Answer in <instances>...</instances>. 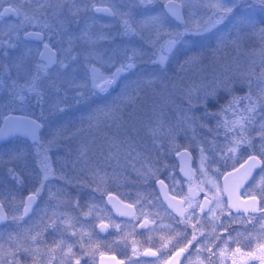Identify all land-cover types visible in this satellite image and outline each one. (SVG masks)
<instances>
[{
	"label": "rangeland",
	"instance_id": "1",
	"mask_svg": "<svg viewBox=\"0 0 264 264\" xmlns=\"http://www.w3.org/2000/svg\"><path fill=\"white\" fill-rule=\"evenodd\" d=\"M209 2L211 0H182L186 25L174 23L167 18L166 24L169 30L183 31L185 26L193 27L197 21L202 23L211 13V9L206 7ZM16 3L19 6L20 0ZM101 3H106L109 7L119 11L131 9L136 21L162 11L160 0H153V3L147 5H139L135 3V0H103ZM24 4L23 7H30L29 3ZM250 7L252 11L244 14H250L256 21L254 6ZM87 18L89 19L86 24L94 27L99 40L91 45L82 44L83 46H80L79 43L85 39L81 34L87 33V29L83 22L77 21L70 32L71 37H73L71 54L58 53V58L64 60L66 67L59 69V65H55L49 78L42 82L43 103L45 104L42 113L52 112V114L48 117L40 137L47 141L55 130L61 129L56 144L51 147V166L56 175L45 182V187L37 198L36 206L30 217L21 221L19 226L17 224L6 225L4 237L0 235V245L3 246L0 248V259L3 260V264H10L13 260L12 256L6 254L10 248H15V244L9 241V234L20 233L33 225L37 226L36 231L44 229V225L48 223L54 211L71 216L72 226L63 224L64 217L61 216L57 220L55 228H47L43 231V239L38 242L43 249L38 255V264H48L50 255L55 256L52 264H61L63 251H57L54 254L48 253V249L53 247L54 242L61 239L66 241V244L74 245L73 251L78 257H81L80 264H95L99 247L94 228L99 217L96 206L100 190L105 191L111 188L121 198L126 199L128 197V191L125 187L127 175L120 171L111 173L106 169L102 170L106 161L112 158L118 164L129 162L134 168H147L146 173L153 175L158 165L153 156L150 155L148 143H158L161 141V137H165L163 141L167 143L165 147L170 152L182 146L180 145V137L183 136L184 147H189L190 140H192L189 137L191 132H197V135L206 134L205 131L198 133V127H207L208 124L216 123V120H225L227 116L224 117L223 115L226 114L229 115L227 120L231 121L234 118L231 112L223 115H205L206 112L219 113L221 106L228 102V97L239 96L241 92L238 93V90L243 87L249 89V81H251L253 95H256L264 87V81L259 79L261 70L264 69V43L261 42L259 36L243 33L237 39L232 20L229 18L210 31L197 35L184 33L181 41L176 45L174 53L163 66V72L161 66L152 64L150 60L153 58L146 55L143 61L138 64V68L132 69L120 81L116 91L106 94L97 92L95 95L90 91L81 97L68 95L70 90L76 89L69 84V80H73L75 84L86 83L87 88L91 87L88 72L90 63H96L101 71H105L106 65L102 67L104 62L114 55L119 59V54L125 49L143 48L146 52H151V48L145 44L141 36L122 34L118 17L87 16ZM58 19L65 18L59 17L56 21ZM3 23L10 25L7 21L0 22V25ZM90 26L87 28L89 29ZM65 29L66 27H64ZM150 31L151 29L148 28L143 29V37L148 38ZM247 31L250 32L251 30ZM222 35L226 36L224 44L218 50L213 51L217 47L218 37ZM102 36L106 38L101 39ZM234 39L236 42L230 43ZM66 48H68V44L60 45L55 49ZM27 49H32V47L28 44H22L17 49L14 63L20 53ZM189 53H200L202 59L198 63L187 64L183 69H180L178 65ZM72 56L76 58L72 59ZM93 57L96 59L93 60ZM31 58L32 55L28 60ZM58 69L63 74L60 79L56 77ZM15 71L17 72L16 68ZM23 77L20 78L23 79ZM138 77L153 82L141 84L135 102L121 106V110L116 113L118 119H106L99 114L93 120L88 119V116L94 114L96 109L111 105L121 93L123 85L129 81L137 80ZM52 80H56L57 86L60 88L59 92L56 91L55 87H50ZM135 87L136 85L133 84L132 88ZM229 88L231 92L228 91ZM208 93H213V95H207ZM219 93H226L228 96H225L224 102L213 103L212 111L206 110V103L216 99ZM189 99H191V106ZM57 101L59 104L54 110L53 105L57 104ZM228 146H230L229 142L221 149ZM10 152L22 153V158L10 160L11 153L6 159L0 155L1 194L3 193L2 186L5 187L2 173L4 161L24 167H28L29 163L23 148H11ZM198 153L201 154L200 151ZM219 166V162L214 165V167ZM199 167L201 168V164ZM206 168L207 165L205 164V170ZM36 170V175L32 181L33 188L38 185L41 175L38 164ZM59 177H64V179ZM4 182L6 183L5 180ZM50 193L57 194L59 200L52 199ZM16 197L18 196L16 195ZM89 207H92L91 214L84 215L89 211ZM7 210L8 215L14 213L12 201L6 208ZM122 226L126 232L128 223L124 222ZM72 232H76L77 235L73 236ZM21 243L24 247L36 246L28 240ZM120 243H122L121 240H118V250L123 248L120 247ZM17 257L20 264H34L32 254L21 251L17 253ZM75 258H72L70 264H74ZM124 264L140 263L127 261ZM144 264H154V262Z\"/></svg>",
	"mask_w": 264,
	"mask_h": 264
},
{
	"label": "flooded vegetation",
	"instance_id": "2",
	"mask_svg": "<svg viewBox=\"0 0 264 264\" xmlns=\"http://www.w3.org/2000/svg\"><path fill=\"white\" fill-rule=\"evenodd\" d=\"M12 1L15 2L13 3ZM18 1L19 0H0V11H3L4 8L9 6H18L16 3ZM27 3L28 2H25L24 5ZM29 5L30 7H23L22 10L32 14L36 7L35 0H32ZM249 5L254 6V14L257 23H264V7L256 4L255 0H239V6L235 10L236 13L239 14L252 11ZM80 6L83 7V2H81ZM97 6L109 7L106 3H101L100 0H97ZM46 11L48 14V22L56 28L58 26L56 21L57 18H53L51 16L52 9H47ZM87 16L108 17L111 15L102 12H95V10L89 6L87 10L81 11L77 17L73 18L68 13L65 6L64 14L61 17H64L66 20V29L64 31H59L57 34L50 37L52 46L56 48L60 45H67L69 35L71 34L70 32L73 30V26L77 21L85 24L88 34V36L85 37L79 45L83 46L96 43L99 40V37L98 34H95L97 31L94 27L86 24V21L89 19ZM22 19L23 16L18 17L11 13L0 18V22L7 21L10 23V25L6 23H3V26L0 25V40L8 39L9 27L11 25L19 24ZM41 19L43 20L44 17L41 16ZM68 21L71 22L69 23ZM87 26H90L89 29ZM38 30L39 29L33 25L25 24L19 31L20 39L14 41L17 45L15 48H6L3 44H0V155L6 159L11 153V148L17 149V147H19L24 149L25 156L29 160L28 167L17 165L16 163L12 164L6 161L3 163L2 173L3 184L5 187L2 186L3 193H0V200L4 201L6 208L12 201L13 195H17V199H20L23 196H26L30 190L34 189L32 187V181L36 175L35 171H37L36 169L38 163L36 158V149L31 136L28 134V125L22 122L21 116L31 118L40 123L42 127L37 132V135L41 136L46 125V121L52 114V112H46L45 114L42 113L43 106H45V104L38 102L35 93H29L27 90L20 91L19 87L15 90L11 89V82L13 79L17 81V85L19 86L23 85L25 80L29 78L23 70L20 72L19 76H17L15 67H12L15 57L17 56V49L22 44H28L32 47V58L26 62V67L31 69V66L35 63L33 58V55H36L35 49L37 47L42 48L41 42L31 38H25L24 32ZM45 35H47V30H45ZM5 51L8 53L7 56L4 54ZM54 67L55 66H53V68ZM127 75L122 77L125 78ZM21 76H24L23 79L20 78ZM119 83L115 87L109 89L108 92L116 91ZM90 89L91 87L72 89L69 91L68 95H75L77 91H82L85 95L90 92ZM248 91L249 89L247 90L244 87L239 89L238 93L241 92L239 96H243ZM108 92H104V94ZM98 93L101 94V92ZM20 96H23V99H20ZM225 96H228V94L219 93L216 99L214 98L212 102L209 100L210 103L209 101L206 103V110H213V103L216 104L219 101L224 102L226 99ZM230 99L231 98L229 97L227 98L228 101ZM247 103L249 102L241 101V103L237 106V109L243 108ZM262 115L263 113L258 115L256 120L253 122V125L248 129V135L254 138V144L257 152L259 151L260 140L256 137V131H258V125L261 120H264V116L262 117ZM223 116H227V119L229 117L227 114ZM218 121H222V119L216 120V123L213 124L210 121L211 125L208 124L207 127H198V133L205 131L206 136L202 133L201 135H197V132H191L189 135L193 141L190 140L191 144H189V147L185 148H187L191 154V161L187 170V172L190 171L192 174L191 181L187 175L181 174L178 171V163L173 158L174 152L178 148L184 146L177 147L173 151L164 153V158L162 159L154 158L158 168L154 171L155 173L153 175L146 173L148 170L147 168L137 169L132 167L129 162H120L118 164V162L116 160H112V158L109 159V161H106L102 170L106 169V171L111 173H117V171H120L127 175L125 187L128 191V197H126V199L121 198L116 192L112 191L111 188H108L105 191L100 190L96 206L99 217L94 228L96 233V242L99 247L97 256L101 253H113L123 260V264L127 261H135L140 264L147 262H154V264H166V261L172 256V254L187 244L193 234L191 225L195 224L196 220H191L188 225L178 223L181 219L180 215L177 211H174L173 208L169 207L161 200L156 189L155 182L157 180H161L167 186V192L177 199V203L175 204L177 209L187 207L186 203L181 204L180 202L183 201L186 195H189L190 187L193 192H195V200L198 202H203L206 195L211 197L212 194L216 192V188L212 186L213 183L218 185L221 189V199L224 204V211L223 214H221L219 209L216 210V215L219 216L220 219L216 222L215 226L216 234L219 235L221 239L216 240L215 236L208 235V233L212 231V223H210L211 217L207 213V210L203 213H201L198 208L195 210V215L200 219V226H202L203 231V235H198L197 237L199 243L203 245L205 240H207V242L211 244L213 240H216V243L213 245L215 255L211 259H209V252L207 249L200 253V260L203 261V264H234V260L235 264H261L260 259L255 257L261 255L260 246L264 245V229L261 228V226L264 225V215H261L260 213H245L243 205L247 200L245 191H248L249 194L252 193L253 189H255L256 193L260 192V188L256 187V185L262 173H264V169L257 168L253 170L252 176L249 177L248 180L244 181V186L238 190H234L235 185L239 181V177L228 174L251 154V150L245 146L238 151L235 160L228 159L225 161L224 159H221V154L224 150H226V148L221 149L214 147V143L217 141H226L228 144L233 135H239V130L236 129L234 132L226 134V129L223 126L219 128L216 127ZM19 127L21 128L20 130H18ZM160 139L165 140V137H161ZM201 148L204 149L203 155L208 157L206 162V171L208 172L207 178L203 177L200 173L199 165L201 164V154L198 152L200 151L201 153ZM48 155L51 160V148L49 149ZM216 162L220 163L219 167H214ZM9 168L13 169L16 176L19 177V183L9 174ZM134 173L142 175V177L138 178V180H140L139 183L133 184ZM201 180H204L203 191L197 190V185L200 184ZM177 181H179V183H176ZM225 188L229 191H233L232 199L234 202H236L237 196L239 197L241 207L231 209L228 207L229 196L223 191ZM108 192H113L119 197V199L125 201L128 205H131V211L128 212L130 214L116 216L105 202V196ZM137 201H139V203H137ZM36 203L37 201L34 203L33 209L36 206ZM211 206L214 207V205ZM6 212H8V210ZM31 213L25 217V219H28ZM250 215L254 217V220L249 218ZM98 222H103L104 224L109 225V227L103 231H99L96 229V224ZM124 222L129 225L126 232L122 226V223ZM146 222L147 226L142 227L141 225H144ZM8 224L14 225L16 223L11 220L0 222L1 237H4L5 228H7L6 225ZM114 225H120V227L116 228ZM169 225H171L170 228L167 227ZM177 232H180L183 235L176 237L175 234ZM229 236L233 239L225 245L224 241L228 240ZM161 237L164 239L162 240ZM173 237L174 239L168 248L161 247L165 240ZM118 240H121L122 243H120V247L122 246L123 248H121L123 250H118ZM196 243L197 242L194 241L193 244L189 246L187 252L180 256L179 260L176 261V264H190V261L192 264H199L196 256ZM225 247L227 248V252L223 257H221L220 251ZM134 248L140 252L139 256L133 255ZM237 248H240L242 253H254L255 255L253 258L241 256L235 252ZM146 249L156 251L159 259H157V257L144 255Z\"/></svg>",
	"mask_w": 264,
	"mask_h": 264
},
{
	"label": "snow or ice",
	"instance_id": "3",
	"mask_svg": "<svg viewBox=\"0 0 264 264\" xmlns=\"http://www.w3.org/2000/svg\"><path fill=\"white\" fill-rule=\"evenodd\" d=\"M25 2L31 3L32 0H20L19 6H9L4 8L3 11H0V18L7 16V14H15L16 16H23V19L17 25H11L8 31V39L0 40V44H3L6 48H15L17 45L14 42L15 40H19V31L25 24H30L38 28V31H25L24 37L31 38L36 41L41 42L42 48L37 47L35 49V63L31 66V69L26 67V62L29 57L32 55V49H27L20 53V55L16 58V62L12 65L17 70V76H19L20 72L23 70L26 75L29 76L28 79L25 80L23 85H17V81L15 79L11 82V89L15 90L19 87L20 91L27 90L29 93H35L37 100L39 103H43L44 94L42 92V82L49 78L51 69L55 65H59V69H63L66 67L63 59L58 58V53L63 54H71L72 52V40L73 37H69L68 40V48L66 49H55L52 46L50 41V37L57 34L59 31H63L65 27V19H58L57 27L54 28L51 23L48 22V14L47 9H52L51 16L53 18H59L64 14V8L67 6L68 13L73 17H77L81 11L87 10L89 6L95 10V12H102L111 16L118 17L120 20V25L122 28V34L124 35H139L142 39H144L145 44H147L151 48V52H146L143 48H132L130 50L125 49L122 53L119 54V59L117 56H110L108 61H105L104 65H106V70L101 71V68L96 66V63H90L88 65V72L90 75L91 81V93L95 95L97 92H108L113 86L117 85L119 81L123 78V73H128L132 69L136 68L137 65L143 61V58L146 55H150L153 59L150 60L152 64L160 65L161 71H164V65L170 59L171 55L174 53L176 45L181 41V37L184 33H192L193 35H197L203 32L210 31L215 28L216 25L220 24L226 19L231 18L233 28L236 31L237 39L240 38V35L248 34V35H256L259 36L261 42L264 43V23L258 24L250 14L241 13L239 15L236 14V9L239 6V0H211V2L206 4V7L211 9V13L202 23L197 21L193 27L185 26L183 31L179 30H169L166 21L168 16L175 18V20L180 21L186 25V22L183 20V17L180 14V8L182 6V0H160L163 4V9L160 13L153 16H146L142 20L136 21L134 19V15L131 9L126 11L115 10L113 7H99L97 6V0H35L36 7L32 14L24 12L22 10L23 4ZM81 2H83V7H81ZM103 2V0H101ZM135 3L139 5H147L153 3V0H135ZM255 3L264 7V0H255ZM251 5H249L250 7ZM41 16L44 19H41ZM69 23L71 21H68ZM151 29L150 35L148 38L143 37L142 30L143 29ZM45 30H47V35H45ZM247 30H251L250 32ZM83 37H87L88 34L83 32L81 34ZM104 39L106 37H100ZM226 36L222 35L217 39V47L213 49L216 51L221 47L225 42ZM236 40L230 41V43H235ZM5 56H7V51H5ZM75 59V56L71 57ZM87 58V57H86ZM96 58L93 57V60ZM202 59V55L200 53H189L186 54L184 60L180 62L178 67L183 69V67L187 64H195L198 63ZM59 69L57 70L56 77L60 79L63 75ZM114 69V70H113ZM259 79L264 81V69L261 70V74ZM71 86L76 89H83L87 86V84H75L73 80L68 81ZM152 80H145L142 77H138L137 80L129 81L123 85L121 89V93L114 99L113 103L109 106H105V108H98L95 110L94 114H90L88 116L89 120H93L96 118V115H103L106 119H118L116 113L121 110V106H126V104H133L136 100V97L139 95V90L141 84H150ZM136 85L135 88H132V85ZM249 91L245 93L243 96H235L233 95L231 99L220 108L219 113H209L206 112L205 115H223L227 112H231L233 115V119L231 121L225 119L222 121H218L216 127L219 128L223 126L226 129L227 133H232L234 130H239V135H233L230 143V146L226 148L221 154V159L227 161L228 159L235 160L237 157L238 151L242 149V147H247L251 150V154L248 155L247 160L244 161L242 165H240L239 169H235L234 172L240 173V178L238 183L235 185L234 190H238L244 186V181L248 180L249 177L252 176L253 170L257 168L264 169V120H261L258 125V131H256V137L260 140L259 151L257 152L256 146L254 144V138L248 135V129L253 125V122L256 120L258 115L264 113V87H262L256 95H253L251 90V81L248 82ZM50 87H55L56 91L59 92L60 88L57 86L56 80H52L50 83ZM231 92V89H228ZM135 93V95H133ZM77 97H81L84 95L82 91H77L75 93ZM207 95H213V93H208ZM20 99H23V96H20ZM241 101H248L249 103L245 104L243 108L237 109V106L241 103ZM59 101L57 104L53 105V109L55 110L58 107ZM189 104L191 106V99H189ZM259 109V111H258ZM61 111L63 109H60ZM28 125V134L31 136L33 144L36 149V158L37 163L39 165V171L41 175L39 176L38 185L28 192L26 196H23L20 199H17L16 195L12 196V203L14 206V213L12 215H8L6 212V206L3 200H0V222L11 220L19 226L20 222L25 219L32 211L33 205L37 201V198L40 196L42 190L45 187V182L49 181L50 177H54L56 174L51 166V160L48 155L49 149L54 146L57 142L58 137L60 136L61 129H57L52 133V136L47 141H44L37 132L42 127L40 123L35 120L27 121ZM204 149H201V168L200 173L203 177H208V172L205 170V164L208 160V157L203 155ZM186 154V153H185ZM178 155H181L178 153ZM22 158V153H11L10 160H18ZM9 174L17 180L19 183V177L16 176V173L13 169L9 168ZM181 171H184L182 168ZM218 171V169H217ZM185 175L189 177V180L192 179L191 172H186ZM228 175H232L229 173ZM60 179H64V177H59ZM212 183L211 181H209ZM176 183H179L177 181ZM161 185L162 191L164 192L165 199H168L167 196V186L164 185L163 181H159ZM204 180L200 181V184L197 185V190L203 191ZM216 188V192L212 194L211 197L205 196L203 202H198L195 200V192H193L190 187L189 195H186L180 203H186L187 207H181L179 209L169 200V207L173 208L174 211H177L180 215L181 219L178 221L180 224L188 225L189 222L193 219L196 220L195 224H192L191 227L193 229L192 238L188 240L187 244L184 247L180 248L176 253L173 254V257H169L166 264H176V261L179 260L180 256L185 254L189 249V246L196 243V256L199 264H203V261L200 260V253L207 249L209 252V259H211L215 252L213 251V245L216 243V240L221 239L219 235L216 234L215 226L216 222L219 221L220 217L216 215V210L219 209L221 214L224 211V204L221 199V189L218 185H212ZM256 187L260 188V192L256 193L255 189L252 190V193L249 194L248 191H245V196H247V200L244 202L243 208L245 213H260L264 215V173H262L259 181L257 182ZM99 190V189H98ZM229 196L228 207L231 208H239L241 204L239 203V197L237 196L236 202L233 201L232 195L233 191H229L227 188L223 190ZM50 197L52 199L59 200V196L57 194L50 193ZM139 203V201H137ZM211 205H214L212 207ZM129 208L132 206L129 205ZM199 209L201 213L207 210V213L211 217L210 223H212V231L208 233L209 236H215L216 240H213L211 244L205 240L204 244L201 245L197 240L198 235H203L202 226H200V219L195 215V210ZM191 210V211H189ZM92 212V207H89V211L84 213V215H90ZM130 214V213H125ZM47 215V213H45ZM63 216L64 219L62 221L63 224L71 227L72 217L68 216L64 213L53 212L51 217L49 218L48 223L44 225V229L40 231H36V225L30 226L28 229L22 230L20 233L9 234V241L15 244V248H10L7 255L13 257V260L10 264H20V261L17 257V253L24 252L26 254L33 255L34 264H38V255L43 251V249L39 246V241L43 239V231L47 228H55L57 224V220ZM250 219L254 220V217L250 215ZM116 228H119L120 225H114ZM142 227L147 226V222ZM109 225L101 224V231L105 230ZM171 227V225L167 226ZM264 229V225L261 226ZM72 235H77L76 232H72ZM183 235L180 232L175 234L176 237H180ZM163 240L164 238L161 237ZM173 238H169L165 240L162 244V248H168L172 243ZM233 238L229 236L228 240L224 241V244L227 245ZM31 241L32 244H35V247H24L21 243L22 241ZM66 245V247H65ZM3 246L0 245V248ZM73 244H66V241L63 239L59 241H55L53 247L48 249L49 254H54L57 251H63V258L61 260V264H70V261L73 257L75 258L74 264H80L81 257H78L76 253L73 251ZM83 247V245H81ZM261 255L256 256L255 258L260 259L261 264H264V245L260 246ZM227 252V248L221 249L220 255L223 257ZM237 254L241 256H247V258H253L254 253H242L240 248L235 250ZM91 254V253H86ZM133 255L139 256L140 252L134 248ZM144 255H149L153 257H157L159 259L157 252L152 251L151 249H146ZM53 259H55L54 255H50L48 260V264H52ZM0 264H3V260L0 259ZM190 264L192 262L190 261ZM235 264V260H234Z\"/></svg>",
	"mask_w": 264,
	"mask_h": 264
},
{
	"label": "water",
	"instance_id": "4",
	"mask_svg": "<svg viewBox=\"0 0 264 264\" xmlns=\"http://www.w3.org/2000/svg\"><path fill=\"white\" fill-rule=\"evenodd\" d=\"M99 7H104V6H99ZM161 8L163 9V4L162 3H161ZM180 14H181V16L183 17V20H184L182 6L180 8ZM168 18L171 19L174 23H177V24L181 23L180 21L175 20V18H173L171 16H168ZM128 73H123L122 76L127 75ZM115 86H113V87H115ZM21 119H22V122L25 123V124H27V121L33 120V119L25 117V116H21ZM20 127L18 128V130H20L22 128V127L21 128ZM178 153H180L181 155H178ZM173 158L178 163V171L181 174H185L187 172V170H188L189 163L191 161V154H190L189 150L187 148H185V147L178 148L174 152ZM247 158H248V156L244 159V161L247 160ZM244 161L241 162L239 165H237L232 170V172H231L232 175L238 176L240 178V173L234 172V170L235 169H239L240 165H242L244 163ZM182 168L184 169V171H181ZM159 181H161V180H157L155 182V186H156V189H157V191H158V193L160 195L161 200L168 206H169V200H171V202L175 205L177 203V199L174 196L170 195L168 192H167L168 199H165V195H164V192L162 191V188H161V185L159 184ZM105 202L112 209L113 213L116 216H123V215H126L125 213H128V212L131 211V208L128 207L129 205L125 201H122L121 199H119V197L116 194H114L113 192H108L106 194ZM102 223L103 222H98L96 224V229L97 230L101 231L100 225ZM171 257H173V254H172ZM95 264H123V260L121 258L117 257L113 253H101V254H99L96 257V263Z\"/></svg>",
	"mask_w": 264,
	"mask_h": 264
},
{
	"label": "trees",
	"instance_id": "5",
	"mask_svg": "<svg viewBox=\"0 0 264 264\" xmlns=\"http://www.w3.org/2000/svg\"><path fill=\"white\" fill-rule=\"evenodd\" d=\"M183 26H184V23H183ZM136 68H138V65H137ZM182 138H183V136H181L180 145L184 146V142H183L184 139H182ZM165 144H167V143L165 141H163V140H161V141H159L158 143H155V144L148 143V145L150 146V148H149V151L151 153L150 155L153 156V159L154 158L155 159H159V158L162 159V158H164L163 157L164 156L163 154L166 153V152H168V149L166 147H164V146H166ZM226 144H227L226 141H224V142L217 141V142L214 143V147L221 148V147L225 146ZM133 176H134V178H133V184L139 183L140 180H138V178L142 177V175H139L137 173H134ZM87 264H89V263H87Z\"/></svg>",
	"mask_w": 264,
	"mask_h": 264
}]
</instances>
